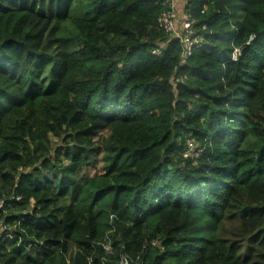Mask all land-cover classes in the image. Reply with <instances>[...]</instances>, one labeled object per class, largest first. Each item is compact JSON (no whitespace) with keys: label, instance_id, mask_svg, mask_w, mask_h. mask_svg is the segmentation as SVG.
Listing matches in <instances>:
<instances>
[{"label":"trees","instance_id":"trees-1","mask_svg":"<svg viewBox=\"0 0 264 264\" xmlns=\"http://www.w3.org/2000/svg\"><path fill=\"white\" fill-rule=\"evenodd\" d=\"M164 2L0 0V264H264V0Z\"/></svg>","mask_w":264,"mask_h":264},{"label":"built area","instance_id":"built-area-1","mask_svg":"<svg viewBox=\"0 0 264 264\" xmlns=\"http://www.w3.org/2000/svg\"><path fill=\"white\" fill-rule=\"evenodd\" d=\"M166 9L162 12L158 18V26L169 36L176 38L182 48L181 62H185L195 49H199L203 46V38L194 32L192 22L189 20L187 14L179 16L177 11L176 0H165ZM205 27H202L204 30ZM238 52L235 50L232 54V59L237 58ZM190 149L184 155L191 154L193 148L189 143Z\"/></svg>","mask_w":264,"mask_h":264},{"label":"rangeland","instance_id":"rangeland-1","mask_svg":"<svg viewBox=\"0 0 264 264\" xmlns=\"http://www.w3.org/2000/svg\"><path fill=\"white\" fill-rule=\"evenodd\" d=\"M185 4V0H183L182 2V5L184 6ZM183 6L181 7V9H177V11H179V13L181 14V16L183 15L182 12H183ZM62 49H64L62 47ZM65 51L67 52H73V50L75 49H70V50H67V49H64ZM48 53L52 56L54 55H57L58 54V51L57 49L55 48V46H52L51 49H49ZM51 71V64H48L47 67H46V72L45 74L48 75ZM53 142H56V139H53ZM99 143H101V139H99ZM96 170L93 172L94 174H97V173H100L101 171V164L99 163V159H97L96 161ZM236 223H238V219H236L235 221ZM221 235L222 237H224V239H229V240H238L237 238V229H236V224H233V223H225L221 226ZM253 240H256V238L253 236ZM243 243L246 244V240L245 239H242Z\"/></svg>","mask_w":264,"mask_h":264},{"label":"crops","instance_id":"crops-1","mask_svg":"<svg viewBox=\"0 0 264 264\" xmlns=\"http://www.w3.org/2000/svg\"><path fill=\"white\" fill-rule=\"evenodd\" d=\"M183 0H177V9H181ZM179 13V11H178ZM180 14V13H179Z\"/></svg>","mask_w":264,"mask_h":264},{"label":"clouds","instance_id":"clouds-1","mask_svg":"<svg viewBox=\"0 0 264 264\" xmlns=\"http://www.w3.org/2000/svg\"><path fill=\"white\" fill-rule=\"evenodd\" d=\"M176 1H177V0H176ZM182 13H184V11H183ZM178 15L180 16L181 14L178 13ZM201 30H202V28H201ZM204 30H205V29H204ZM204 30H203V31H204ZM198 35H199V34H198ZM200 36H201V35H200ZM202 42H203V41H202ZM195 50H197V49H195ZM195 50H194V51H195ZM194 51H193V52H194ZM193 52H192V53H193ZM181 53H182V51H181ZM182 63H183V62H182ZM184 155H185V154H184Z\"/></svg>","mask_w":264,"mask_h":264}]
</instances>
